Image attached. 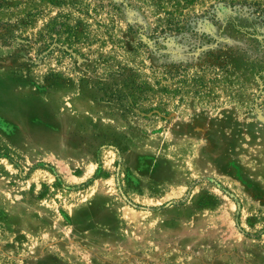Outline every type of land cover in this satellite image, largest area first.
I'll return each instance as SVG.
<instances>
[{
	"label": "rangeland",
	"instance_id": "1",
	"mask_svg": "<svg viewBox=\"0 0 264 264\" xmlns=\"http://www.w3.org/2000/svg\"><path fill=\"white\" fill-rule=\"evenodd\" d=\"M0 264H264V0H0Z\"/></svg>",
	"mask_w": 264,
	"mask_h": 264
},
{
	"label": "trees",
	"instance_id": "2",
	"mask_svg": "<svg viewBox=\"0 0 264 264\" xmlns=\"http://www.w3.org/2000/svg\"><path fill=\"white\" fill-rule=\"evenodd\" d=\"M64 35H68L67 31H61V30H57L54 26H52L51 28H49L47 34L45 36H47V38L50 40L51 42V46L48 45L47 48L52 51L54 49L58 50L59 52L61 53H67L69 52L70 48L67 45V40L66 37H64ZM44 36V37H45ZM55 36V38L53 37ZM39 38H43V36H40ZM122 71V70H121ZM121 71H118V72H121ZM118 75L114 76L112 78V81L111 83H109V85H119L121 82V85H124V82H125V87H128L127 89L129 91L130 94L128 95L129 97H132L133 100H141L143 98V96L146 94L147 92V85L144 84L143 82H141L139 80V78L134 75V74H125L123 72L121 73H116ZM168 75H175L174 72H167ZM150 90V89H149ZM106 93L108 95L112 94V98H114L117 102L118 101H122V98L125 97V95H121L122 93H119L116 92L114 93L113 90H111V92H108L106 90ZM131 104H134L135 106V103H131Z\"/></svg>",
	"mask_w": 264,
	"mask_h": 264
}]
</instances>
